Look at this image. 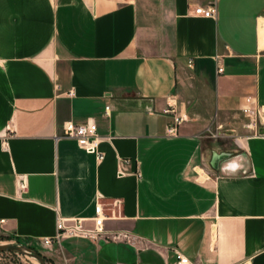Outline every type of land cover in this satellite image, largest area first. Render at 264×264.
Segmentation results:
<instances>
[{
  "label": "crops",
  "instance_id": "crops-1",
  "mask_svg": "<svg viewBox=\"0 0 264 264\" xmlns=\"http://www.w3.org/2000/svg\"><path fill=\"white\" fill-rule=\"evenodd\" d=\"M211 1L0 0V237L50 264H264V134L242 111L264 123V0L195 14ZM67 120L97 123L103 159ZM98 202L129 240L42 242Z\"/></svg>",
  "mask_w": 264,
  "mask_h": 264
},
{
  "label": "built area",
  "instance_id": "built-area-1",
  "mask_svg": "<svg viewBox=\"0 0 264 264\" xmlns=\"http://www.w3.org/2000/svg\"><path fill=\"white\" fill-rule=\"evenodd\" d=\"M195 14L204 17H214L217 13L216 0L209 2L207 5H198L195 8ZM222 66L218 67L219 72H223ZM110 106H106V113L108 114ZM243 113L249 118L247 127L253 129L258 134H264L262 132L264 123L259 117V109L256 106V100L254 97L248 96L245 98V104L242 106ZM166 113H173V109L165 110ZM186 117L183 115H174V122L168 126L169 134H176L178 127L186 121ZM63 137L74 139L77 143L90 154H94L98 159L104 158V153L100 149L101 136L98 134V126L95 121L88 120L84 123H75L72 120H67L63 124ZM6 143V141H5ZM127 162V160H125ZM126 172L124 169H120L119 175H124ZM140 176V171L138 172ZM21 189H26L27 184L25 181L20 182ZM105 209L102 203H97L95 207V215L90 219L81 217H64L58 215L57 218V232L53 237H47L43 239V243L46 245L53 244L54 241L60 242L64 237H78L90 239L93 241L100 238L107 240H129L130 235L126 231H116L109 233L105 228ZM88 220L93 222L92 225L88 224ZM177 263L178 264H195L189 256L185 255L180 250H177Z\"/></svg>",
  "mask_w": 264,
  "mask_h": 264
},
{
  "label": "rangeland",
  "instance_id": "rangeland-1",
  "mask_svg": "<svg viewBox=\"0 0 264 264\" xmlns=\"http://www.w3.org/2000/svg\"><path fill=\"white\" fill-rule=\"evenodd\" d=\"M0 243H20V242L12 239H6L5 237L2 236L0 237ZM39 250H40L39 252L43 255H47V256L50 255L48 254L47 249L43 248L42 246H39ZM0 264H40V263L35 258L26 254L18 253L15 251H0ZM48 264L50 263L48 262Z\"/></svg>",
  "mask_w": 264,
  "mask_h": 264
},
{
  "label": "water",
  "instance_id": "water-1",
  "mask_svg": "<svg viewBox=\"0 0 264 264\" xmlns=\"http://www.w3.org/2000/svg\"><path fill=\"white\" fill-rule=\"evenodd\" d=\"M264 132V129H262ZM0 251H15L35 258L40 264H48L44 255L38 250L20 243H0Z\"/></svg>",
  "mask_w": 264,
  "mask_h": 264
},
{
  "label": "trees",
  "instance_id": "trees-1",
  "mask_svg": "<svg viewBox=\"0 0 264 264\" xmlns=\"http://www.w3.org/2000/svg\"><path fill=\"white\" fill-rule=\"evenodd\" d=\"M18 242H20V241H18ZM21 243V242H20ZM30 247H32V248H34V249H36V250H38L36 247H34V246H30ZM39 251V250H38ZM45 257V256H44ZM45 259H46V261H48V259L45 257Z\"/></svg>",
  "mask_w": 264,
  "mask_h": 264
}]
</instances>
